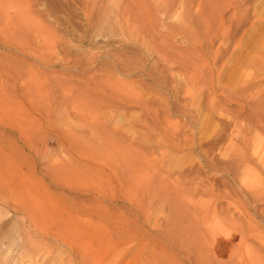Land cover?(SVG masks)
Instances as JSON below:
<instances>
[{"label": "rangeland", "instance_id": "obj_1", "mask_svg": "<svg viewBox=\"0 0 264 264\" xmlns=\"http://www.w3.org/2000/svg\"><path fill=\"white\" fill-rule=\"evenodd\" d=\"M0 264H264V0H0Z\"/></svg>", "mask_w": 264, "mask_h": 264}]
</instances>
